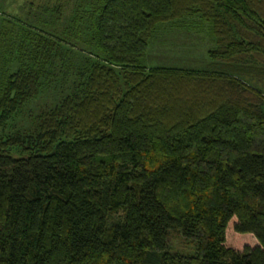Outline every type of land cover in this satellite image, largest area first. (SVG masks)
<instances>
[{
	"label": "trees",
	"instance_id": "obj_1",
	"mask_svg": "<svg viewBox=\"0 0 264 264\" xmlns=\"http://www.w3.org/2000/svg\"><path fill=\"white\" fill-rule=\"evenodd\" d=\"M4 3L0 264H264V0ZM189 18L208 69L143 66Z\"/></svg>",
	"mask_w": 264,
	"mask_h": 264
},
{
	"label": "rangeland",
	"instance_id": "obj_2",
	"mask_svg": "<svg viewBox=\"0 0 264 264\" xmlns=\"http://www.w3.org/2000/svg\"><path fill=\"white\" fill-rule=\"evenodd\" d=\"M5 10L10 14H20L23 11V3L27 0H4ZM197 18H189L173 25L159 26L152 42L146 51L142 64L146 67H172L186 70L204 71L208 69L209 59L207 51L213 46L212 34L208 23ZM207 25V26H206ZM248 80V78H247ZM251 85L264 92V78H252L248 80ZM41 97L38 101H42ZM31 107V104H30ZM28 109V107L26 108ZM29 119L18 118L17 126H24ZM252 244L253 240H247ZM171 247L186 249L182 239L172 235L169 238ZM181 253H189L179 251Z\"/></svg>",
	"mask_w": 264,
	"mask_h": 264
}]
</instances>
